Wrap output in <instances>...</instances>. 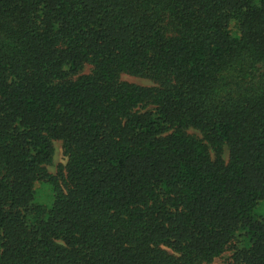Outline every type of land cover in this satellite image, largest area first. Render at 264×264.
<instances>
[{
	"label": "trees",
	"instance_id": "1",
	"mask_svg": "<svg viewBox=\"0 0 264 264\" xmlns=\"http://www.w3.org/2000/svg\"><path fill=\"white\" fill-rule=\"evenodd\" d=\"M261 206L264 0H0V264H264Z\"/></svg>",
	"mask_w": 264,
	"mask_h": 264
},
{
	"label": "rangeland",
	"instance_id": "2",
	"mask_svg": "<svg viewBox=\"0 0 264 264\" xmlns=\"http://www.w3.org/2000/svg\"><path fill=\"white\" fill-rule=\"evenodd\" d=\"M90 69H91V66L87 65L85 68V71L89 72ZM122 79L132 82V83H137L140 85H146V86L153 85V82L151 80L147 78L138 77V76L122 74ZM188 132L191 134H195L199 137H202V134L196 129H189ZM225 157H227V152H226ZM66 163H67V157L64 154L62 142L55 141V154H54L52 164L48 166L49 173L56 175V176L59 175L61 171L63 172ZM35 199L37 202L42 203L44 205H47V206L51 205L53 202L52 187L47 183L38 182V184L36 185ZM260 211L261 213H264V207L261 206ZM211 264H232V263H230L227 257L222 256V257H218L214 259Z\"/></svg>",
	"mask_w": 264,
	"mask_h": 264
}]
</instances>
